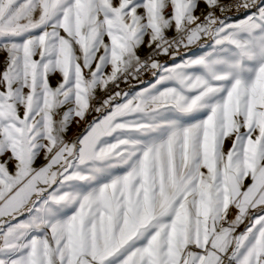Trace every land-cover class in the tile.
<instances>
[{"label": "snow or ice", "instance_id": "1", "mask_svg": "<svg viewBox=\"0 0 264 264\" xmlns=\"http://www.w3.org/2000/svg\"><path fill=\"white\" fill-rule=\"evenodd\" d=\"M0 56V264H264V0H0Z\"/></svg>", "mask_w": 264, "mask_h": 264}, {"label": "crops", "instance_id": "2", "mask_svg": "<svg viewBox=\"0 0 264 264\" xmlns=\"http://www.w3.org/2000/svg\"><path fill=\"white\" fill-rule=\"evenodd\" d=\"M201 7H203V5H201ZM182 51H183V50H182ZM161 59L163 60V59H165V58L161 57ZM142 79H144L145 81H148V80L151 79V76H150V74H145V75L142 77ZM129 85H136L137 88L146 86V85H139L137 81L132 80V81L129 82V84H123V83H122V84L120 85V88L126 90V89L129 88ZM91 119H92V118H91ZM91 119H90V120H91ZM85 127H86V126H85ZM85 127H84V128H85ZM84 128H83L79 133L83 132V131H84ZM79 133H78V134H79ZM226 146H230V142H229V144L226 145ZM21 218H24V217H21ZM242 228H243V226H241V230H242Z\"/></svg>", "mask_w": 264, "mask_h": 264}, {"label": "rangeland", "instance_id": "3", "mask_svg": "<svg viewBox=\"0 0 264 264\" xmlns=\"http://www.w3.org/2000/svg\"><path fill=\"white\" fill-rule=\"evenodd\" d=\"M53 83H55V80H53ZM92 115L94 116L95 113H93ZM91 118H92V116H89L88 120H90ZM85 126H86V123L84 121H81L80 124L73 123L70 126V130L68 132V135L73 136L74 134H78Z\"/></svg>", "mask_w": 264, "mask_h": 264}, {"label": "built area", "instance_id": "4", "mask_svg": "<svg viewBox=\"0 0 264 264\" xmlns=\"http://www.w3.org/2000/svg\"><path fill=\"white\" fill-rule=\"evenodd\" d=\"M225 2H227V0H225ZM169 34L171 35L172 33H169ZM182 50H183V49H182ZM182 50H181V51H182ZM2 58H3V57L0 56V60H2ZM0 70H2V65H0Z\"/></svg>", "mask_w": 264, "mask_h": 264}]
</instances>
